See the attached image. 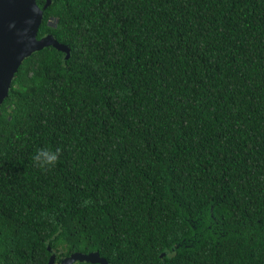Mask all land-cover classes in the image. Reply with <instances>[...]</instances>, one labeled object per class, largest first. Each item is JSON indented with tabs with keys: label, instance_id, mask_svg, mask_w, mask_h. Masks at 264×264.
<instances>
[{
	"label": "trees",
	"instance_id": "1",
	"mask_svg": "<svg viewBox=\"0 0 264 264\" xmlns=\"http://www.w3.org/2000/svg\"><path fill=\"white\" fill-rule=\"evenodd\" d=\"M48 34L0 106V264H264V0H53Z\"/></svg>",
	"mask_w": 264,
	"mask_h": 264
},
{
	"label": "water",
	"instance_id": "2",
	"mask_svg": "<svg viewBox=\"0 0 264 264\" xmlns=\"http://www.w3.org/2000/svg\"><path fill=\"white\" fill-rule=\"evenodd\" d=\"M52 1L45 0L41 8L37 0H0V106L9 94L20 65L32 54L52 46L65 53V59L71 56L70 47L60 43L52 34L38 38L44 10ZM77 262L109 264L99 252H76L60 263L56 262V253L53 252L48 264Z\"/></svg>",
	"mask_w": 264,
	"mask_h": 264
},
{
	"label": "clouds",
	"instance_id": "3",
	"mask_svg": "<svg viewBox=\"0 0 264 264\" xmlns=\"http://www.w3.org/2000/svg\"><path fill=\"white\" fill-rule=\"evenodd\" d=\"M59 153V147L55 149L50 147H40L32 157L33 164L41 169L52 167L56 164L59 158Z\"/></svg>",
	"mask_w": 264,
	"mask_h": 264
},
{
	"label": "flooded vegetation",
	"instance_id": "4",
	"mask_svg": "<svg viewBox=\"0 0 264 264\" xmlns=\"http://www.w3.org/2000/svg\"><path fill=\"white\" fill-rule=\"evenodd\" d=\"M37 3H38V0H37ZM38 5H39V4H38ZM21 65H22V64H21ZM21 65H20V66H21ZM19 68H20V67H19ZM18 70H19V69H18ZM17 72H18V71H17ZM16 74H17V73H16ZM16 74H15V76H16ZM14 79H15V78H14ZM13 81H14V80H13ZM12 84H13V82H12Z\"/></svg>",
	"mask_w": 264,
	"mask_h": 264
}]
</instances>
